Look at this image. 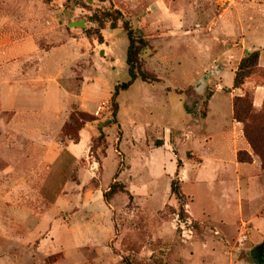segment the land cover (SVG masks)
Returning <instances> with one entry per match:
<instances>
[{
    "label": "rangeland",
    "instance_id": "obj_1",
    "mask_svg": "<svg viewBox=\"0 0 264 264\" xmlns=\"http://www.w3.org/2000/svg\"><path fill=\"white\" fill-rule=\"evenodd\" d=\"M217 3L0 0V264H254L264 170L233 102L248 95L264 124V0ZM112 8L147 41L156 79L119 93L115 123L128 40L92 20ZM114 182L125 192L106 202Z\"/></svg>",
    "mask_w": 264,
    "mask_h": 264
},
{
    "label": "trees",
    "instance_id": "obj_2",
    "mask_svg": "<svg viewBox=\"0 0 264 264\" xmlns=\"http://www.w3.org/2000/svg\"><path fill=\"white\" fill-rule=\"evenodd\" d=\"M92 20L100 29H103L105 24H109V28L111 30H116L118 28V24L121 23L122 29L125 32L128 40L125 62L127 66L129 81L127 83H122L115 86L114 91L111 95V118L113 120L112 122L115 123L118 108L116 98L118 97L119 93L128 90L136 80H140L141 82L156 81V79H152L146 72L142 70V62L140 60V56L147 49L148 43L141 34L132 30L128 22L124 20L123 15L113 8L107 11H103L99 15L94 14ZM258 58V52H252L247 54L240 61L234 74L232 89L238 90L244 84V82L251 75L252 71L256 68ZM211 96V93L206 94V102L209 101ZM187 112L189 113V111ZM251 113L252 102L250 101L248 95H245L244 97H237L234 99L233 119L236 122L243 124V136L245 137L254 154L259 158L261 167L264 170V124H262V121H252L253 116L251 115ZM201 116L205 117V112L201 113ZM237 162L241 164H250L252 160L246 151H239L237 153ZM180 168V161L177 160V171H179ZM124 192L125 187L118 182H114L109 186L107 192L104 193L103 198L107 202L113 196ZM170 193L178 201L181 207L180 214H182L183 217V197L177 181L171 183Z\"/></svg>",
    "mask_w": 264,
    "mask_h": 264
},
{
    "label": "built area",
    "instance_id": "obj_3",
    "mask_svg": "<svg viewBox=\"0 0 264 264\" xmlns=\"http://www.w3.org/2000/svg\"><path fill=\"white\" fill-rule=\"evenodd\" d=\"M235 1H237V0H218L217 4L221 10H224V9H227L230 6L234 5ZM245 240H246V237L241 238V241H245Z\"/></svg>",
    "mask_w": 264,
    "mask_h": 264
},
{
    "label": "water",
    "instance_id": "obj_4",
    "mask_svg": "<svg viewBox=\"0 0 264 264\" xmlns=\"http://www.w3.org/2000/svg\"><path fill=\"white\" fill-rule=\"evenodd\" d=\"M78 25H79V24H77V23H71V24L69 25V27L73 28V27H77ZM80 26H81V27H84V24L82 23V24H80ZM263 247H264V242H263L262 244H260L259 246H257L255 249H253V250L251 251L250 255L253 256V255L256 254V253H260L261 250L263 249ZM252 260H253V263H254V264H258L257 261H256V259H252Z\"/></svg>",
    "mask_w": 264,
    "mask_h": 264
},
{
    "label": "flooded vegetation",
    "instance_id": "obj_5",
    "mask_svg": "<svg viewBox=\"0 0 264 264\" xmlns=\"http://www.w3.org/2000/svg\"><path fill=\"white\" fill-rule=\"evenodd\" d=\"M251 257H252V259H256L258 264H264V247L260 253H256Z\"/></svg>",
    "mask_w": 264,
    "mask_h": 264
},
{
    "label": "crops",
    "instance_id": "obj_6",
    "mask_svg": "<svg viewBox=\"0 0 264 264\" xmlns=\"http://www.w3.org/2000/svg\"><path fill=\"white\" fill-rule=\"evenodd\" d=\"M258 92V91H257ZM262 92H263V90H262ZM262 95H263V93H262ZM257 100H256V102H255V105H257V104H259L260 103V95H258V98H256Z\"/></svg>",
    "mask_w": 264,
    "mask_h": 264
},
{
    "label": "bare ground",
    "instance_id": "obj_7",
    "mask_svg": "<svg viewBox=\"0 0 264 264\" xmlns=\"http://www.w3.org/2000/svg\"><path fill=\"white\" fill-rule=\"evenodd\" d=\"M68 15V14H67Z\"/></svg>",
    "mask_w": 264,
    "mask_h": 264
}]
</instances>
